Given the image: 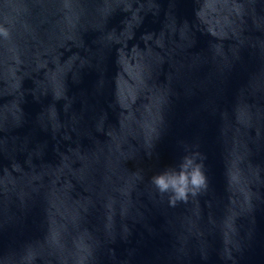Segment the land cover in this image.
<instances>
[{
	"label": "water",
	"instance_id": "1",
	"mask_svg": "<svg viewBox=\"0 0 264 264\" xmlns=\"http://www.w3.org/2000/svg\"><path fill=\"white\" fill-rule=\"evenodd\" d=\"M0 264H264V0H0ZM208 188L150 178L186 151Z\"/></svg>",
	"mask_w": 264,
	"mask_h": 264
},
{
	"label": "clouds",
	"instance_id": "2",
	"mask_svg": "<svg viewBox=\"0 0 264 264\" xmlns=\"http://www.w3.org/2000/svg\"><path fill=\"white\" fill-rule=\"evenodd\" d=\"M0 35L7 38L8 32L0 28ZM205 157L198 151H186L175 166H166L150 178L151 184L160 195H167L169 204L187 202L208 188L205 174Z\"/></svg>",
	"mask_w": 264,
	"mask_h": 264
}]
</instances>
